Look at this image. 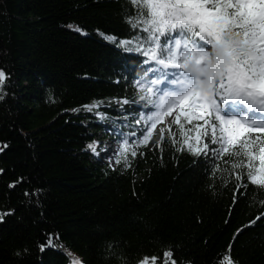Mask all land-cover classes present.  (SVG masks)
I'll return each instance as SVG.
<instances>
[{
	"label": "trees",
	"instance_id": "obj_1",
	"mask_svg": "<svg viewBox=\"0 0 264 264\" xmlns=\"http://www.w3.org/2000/svg\"><path fill=\"white\" fill-rule=\"evenodd\" d=\"M138 10L0 0V264H264V185L231 167L244 157L210 159L214 115L141 118L154 61L121 43L147 35L127 22ZM112 143L114 164L98 156Z\"/></svg>",
	"mask_w": 264,
	"mask_h": 264
},
{
	"label": "snow or ice",
	"instance_id": "obj_2",
	"mask_svg": "<svg viewBox=\"0 0 264 264\" xmlns=\"http://www.w3.org/2000/svg\"><path fill=\"white\" fill-rule=\"evenodd\" d=\"M131 3L139 10L127 22L147 35L121 43L140 49L150 58L146 62L154 61L149 71L156 77L149 81L155 87L146 88V95L141 97L155 111L146 117L142 114L141 118L160 121L162 116L176 111L173 123L177 126H181L182 118L188 124L203 119L206 125L207 118L214 115L221 135H216L217 125L213 124L210 143L218 147L210 150V159H219L226 153L244 157L230 162L231 167L246 168L250 183L264 185V0H131ZM4 77L0 71V81ZM153 95L155 99L151 98ZM155 126L151 124V128ZM252 133L261 135L253 137ZM151 134L146 129L143 140L147 141ZM205 135L206 132L197 137L198 144ZM88 147L96 151L93 145ZM189 150L200 155L191 145ZM203 151L208 156L209 143L203 144ZM235 178L241 180V173H236ZM260 219L257 216L249 226ZM48 244L52 245L51 238ZM171 255L170 251L166 253L169 258ZM221 259L223 264H233L230 255ZM155 261V257L151 258V264ZM141 264H149L148 258ZM163 264L175 261L166 260Z\"/></svg>",
	"mask_w": 264,
	"mask_h": 264
},
{
	"label": "rangeland",
	"instance_id": "obj_3",
	"mask_svg": "<svg viewBox=\"0 0 264 264\" xmlns=\"http://www.w3.org/2000/svg\"><path fill=\"white\" fill-rule=\"evenodd\" d=\"M4 80V79H3ZM2 84V81H0V85ZM177 115V112L174 111L171 115H164L161 117V120L158 121V123L162 122V121H167L169 122L172 119H175V116ZM243 123V122H242ZM103 156L102 161L110 163V164H114L116 157L118 156V152H117V145L112 143V144H108L107 145V150L102 153V154H98V156Z\"/></svg>",
	"mask_w": 264,
	"mask_h": 264
}]
</instances>
